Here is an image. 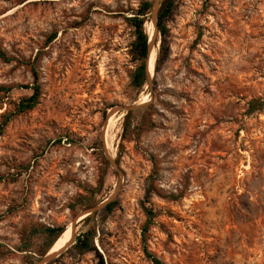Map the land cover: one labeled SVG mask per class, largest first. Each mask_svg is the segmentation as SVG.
<instances>
[{
    "label": "rangeland",
    "instance_id": "374dc122",
    "mask_svg": "<svg viewBox=\"0 0 264 264\" xmlns=\"http://www.w3.org/2000/svg\"><path fill=\"white\" fill-rule=\"evenodd\" d=\"M142 1L0 0V50L14 59L0 62V86L14 87L0 120L31 94L16 86L40 88L0 135V264H28L18 247L42 248L33 229L64 235L113 193V210L77 221L47 264H152L145 251L161 264H264V0H173L163 40L149 12L154 61L163 49L136 90L126 18ZM122 104L143 105L109 114ZM89 229L94 248L78 255Z\"/></svg>",
    "mask_w": 264,
    "mask_h": 264
},
{
    "label": "trees",
    "instance_id": "16d2710c",
    "mask_svg": "<svg viewBox=\"0 0 264 264\" xmlns=\"http://www.w3.org/2000/svg\"><path fill=\"white\" fill-rule=\"evenodd\" d=\"M151 3L149 1H142L137 9L132 13L130 17L126 18L128 26L132 30V40L129 43L128 54L130 56L131 62L134 64V68L130 74V84L131 86L136 89L140 90L142 86L147 82L146 78V58L148 56V36L146 35L143 24L145 21L146 15L150 12ZM173 9V0H163L160 3V6L157 11V20H156V28L157 33L160 35L161 39L163 40L164 36L167 33L166 28V21L171 14ZM162 41L160 44V48L157 54V58L155 61V69L158 65L160 60V56L162 54ZM14 59L9 57L4 51L0 50V62L2 63H11ZM147 73H148V61H147ZM149 76V74H148ZM14 87H6L0 86V93L7 94L11 91ZM16 88H23L26 90H30L31 94L19 100L17 103H13V111L5 112L1 116L0 120V135H2L4 128L9 124V122L19 114H22L26 111L33 109L38 101L40 95V88L36 82L32 84L26 85H18ZM254 101H251L250 104L252 105ZM149 106L142 107L138 111L148 109ZM260 109V108H258ZM130 114L129 112L126 114ZM5 180L4 176H0V181ZM14 181V177L10 179ZM116 202L111 201L106 204L102 209L101 212L103 213H110L113 208L115 207ZM150 216V213H147ZM92 218L91 216H87L83 218L80 222L81 224H85ZM147 220V224H148ZM146 224V225H147ZM146 225L143 228V231L146 230ZM64 227H43L42 229H33L31 231V235L39 236L42 241V248L34 246L31 240L28 238L24 241L23 245L18 247V251L25 252L28 256V264H32L34 260V256H43L45 255L48 250L50 251L58 239L61 237L63 233ZM95 236V230L89 229L87 231H81L78 233L72 244V248L78 255H83L91 250H93V238ZM146 257L150 260L152 264H161V261L157 259L151 253L145 251Z\"/></svg>",
    "mask_w": 264,
    "mask_h": 264
},
{
    "label": "water",
    "instance_id": "95a60500",
    "mask_svg": "<svg viewBox=\"0 0 264 264\" xmlns=\"http://www.w3.org/2000/svg\"><path fill=\"white\" fill-rule=\"evenodd\" d=\"M160 1L162 0H155L151 3V8H150V15H151V22H152V25L155 29V31H157V28H156V20H157V11H158V8L160 6ZM151 48H152V39L149 40L148 39V56L146 58V78H147V82L149 83L150 80H149V76H148V73H147V61L149 59V54L151 52ZM141 105L143 104H132V105H125V104H122V105H117L115 107H113L110 111H109V114L110 113H115V112H121V111H125V112H131V111H135L137 110L138 108L141 107ZM103 132H104V128L103 130L101 131V138L103 139ZM111 164L113 167H116L115 164L111 161ZM115 197V193H113L110 197H108L107 199H105L104 201H102L101 203H99L98 205H95L93 207H90L88 209H85L81 212H79L76 217L72 220L71 222V230H72V236H73V232H74V228H75V223L79 220H82L83 218L87 217V216H90L96 212H98L99 210H101L106 204H108L109 202H111ZM80 217H82L81 219H79ZM72 236H71V239L69 240V242L65 245V247L70 243V241L72 240ZM62 250V249H61ZM57 251V252H54V253H49V250L48 252L43 256L41 257L36 263L34 264H47L49 263L53 258H55L56 256L59 255L60 251Z\"/></svg>",
    "mask_w": 264,
    "mask_h": 264
},
{
    "label": "bare ground",
    "instance_id": "6f19581e",
    "mask_svg": "<svg viewBox=\"0 0 264 264\" xmlns=\"http://www.w3.org/2000/svg\"><path fill=\"white\" fill-rule=\"evenodd\" d=\"M151 38V37H150ZM151 40V39H150ZM156 50V49H155ZM154 48L151 49V52L149 54V59H148V74H149V77L153 74L152 70H153V66H154ZM156 53V52H155ZM144 103V102H143ZM112 114H115V113H112ZM114 120V119H113ZM111 124H112V119H110L107 123V125L105 126V134H104V140L107 142V137H108V132L111 128ZM110 135V134H109ZM109 140V139H108ZM110 143V141H109ZM82 217H80L79 219H81ZM70 229H71V225L69 227H67L64 231V235H62L58 241L55 243V245L53 246V248L49 251V253H54V252H57L59 250H61V248L64 246V242L67 238V236L69 235V232H70Z\"/></svg>",
    "mask_w": 264,
    "mask_h": 264
}]
</instances>
